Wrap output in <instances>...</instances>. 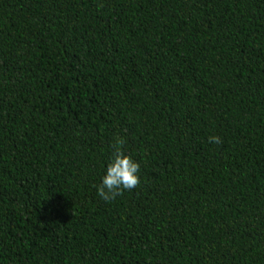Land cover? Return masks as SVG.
I'll return each instance as SVG.
<instances>
[{"label": "trees", "instance_id": "obj_1", "mask_svg": "<svg viewBox=\"0 0 264 264\" xmlns=\"http://www.w3.org/2000/svg\"><path fill=\"white\" fill-rule=\"evenodd\" d=\"M0 264H264V0H0Z\"/></svg>", "mask_w": 264, "mask_h": 264}, {"label": "clouds", "instance_id": "obj_2", "mask_svg": "<svg viewBox=\"0 0 264 264\" xmlns=\"http://www.w3.org/2000/svg\"><path fill=\"white\" fill-rule=\"evenodd\" d=\"M208 141L219 144L221 138L213 135L208 137ZM121 143L120 140L115 142L113 154L107 160L100 183L96 187L98 197L106 202L113 200L124 190L134 189L140 182V164L116 146Z\"/></svg>", "mask_w": 264, "mask_h": 264}]
</instances>
